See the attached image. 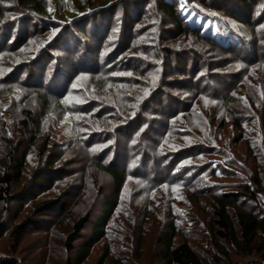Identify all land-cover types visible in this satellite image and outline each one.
Returning a JSON list of instances; mask_svg holds the SVG:
<instances>
[{
	"label": "trees",
	"instance_id": "trees-1",
	"mask_svg": "<svg viewBox=\"0 0 264 264\" xmlns=\"http://www.w3.org/2000/svg\"><path fill=\"white\" fill-rule=\"evenodd\" d=\"M154 1L151 12L142 15V22L155 20L158 27L168 24L172 29L152 32L153 27L143 28L142 33L148 35L142 38L149 45L139 46L135 45L140 40L135 35L137 24H129L131 0L116 3L126 6L123 12L128 20L121 33L118 31L116 42L114 32L120 26L112 24L118 16L117 5L111 0H102L97 7L93 3L94 8L86 14L83 12L90 1L82 6L67 3L62 19L56 16L60 0H0V100L18 88L23 91L24 105L16 132L9 134L0 120V149L6 153L0 160V203L9 205L21 200L22 208L28 200H37L46 188L64 184L59 197L32 207L30 217L36 212L35 217L42 216L41 212L48 209L55 215L67 212L74 216L76 201L82 200L84 192L96 195L95 188L101 192L97 173L108 175L115 185L113 192L103 198V213L95 221L92 238L77 251L74 242L90 224L93 208H84L74 222L64 243L68 253L75 251V259L69 264L84 263L91 249L103 240L106 227L119 209L122 188L129 180L145 183L151 189L173 184L186 191L197 190L193 195H207L205 189L194 185L201 179L190 177L187 171L179 174L175 169L202 154L208 155L211 149L201 142L184 143L180 154L170 161L165 139L168 135L189 139L195 135L188 125L181 124L180 128L175 121L194 111L198 100L219 101L225 107L231 105L230 112L238 111L243 100L235 95L240 92L244 76L251 73L250 67H241L242 73L233 75L238 78L232 81L218 72L219 68L234 62L264 66L259 55L264 51V0H233L231 8L207 5L206 0ZM222 14L241 24L248 37L235 26H230L231 32L234 37L238 34L239 41H223L206 31L205 23ZM159 37L163 41L158 42ZM178 40L191 41L190 50L174 49L170 43ZM38 41L42 45L36 50ZM46 80L49 88L43 85ZM136 85L139 90L134 89ZM51 116L57 121L49 120ZM61 118L68 121L67 143H60L57 155L51 153L44 158L42 171L25 183L33 149L40 145L44 157L57 147L50 138ZM236 118V125L241 127V118ZM260 120L264 131V107ZM151 129L153 135L149 137ZM70 164L77 167L69 171L66 168ZM40 183L41 188L29 194ZM259 193H264V181L254 177L246 192L209 194L211 242L221 258L215 259L218 264H230L232 257H255L251 259L254 263L264 262V213L238 207L242 198L258 204ZM26 224L27 220L21 222L15 231L17 244L24 238ZM165 231L157 254L161 264H206L187 239L176 242L180 233L175 225H168ZM109 256L106 246L96 264H106Z\"/></svg>",
	"mask_w": 264,
	"mask_h": 264
},
{
	"label": "rangeland",
	"instance_id": "rangeland-1",
	"mask_svg": "<svg viewBox=\"0 0 264 264\" xmlns=\"http://www.w3.org/2000/svg\"><path fill=\"white\" fill-rule=\"evenodd\" d=\"M60 1L62 2L61 9L56 13L58 19L59 17L62 19L67 3L82 6L85 5L86 1H90L91 5L89 4V7L83 12V14H86L90 9L94 8L91 7L93 3L97 7L102 0ZM122 1L124 0H111L115 4ZM131 1L129 3L131 5L128 6L132 13L129 24H137L135 35L140 39L135 45H149L142 38L144 35L145 37L148 35L146 32L142 33V29L147 26L153 27L152 32L157 29H162L164 32L167 31L166 29H172L168 24L166 26H164L165 24H160V27H158L159 22L155 20L142 22V15L151 12L154 0ZM232 1L206 0L207 5L215 4L227 6V8H231ZM125 9L126 6L124 4L116 7L118 18L117 21L114 19L112 24H117V27L119 25L120 28H115L114 42L118 40V31L121 33L120 29L123 24L128 23V20L124 17L125 12L123 11ZM200 9L204 10H201L202 12H206L203 7ZM139 10L140 13L138 14L137 11ZM240 25L222 14V16L215 18L213 21L208 20L205 23V29L210 33L216 34L223 41H239L238 34L234 37L231 27L235 26L234 29L246 35L244 31L247 32V30ZM153 35L155 36L154 33ZM160 37L157 39L158 42L163 41ZM190 43L192 44L191 41L178 40L170 43V45L174 49H178V51H183V49L186 51L190 50ZM41 45L42 41H38L35 45L36 50ZM260 52L259 55L264 59L263 49ZM219 58L221 57L219 56ZM222 64L224 65V63ZM250 65H252L251 62L244 64L234 62L229 67L218 69V72L223 73L222 75L226 78L228 76L229 80L232 81L238 78L233 75L237 76L242 73L241 67H250L249 71L251 73L247 77L244 76L243 82L239 85L240 92H236L235 95V97L238 95L237 97H241L240 99L243 100L238 104V111L230 112L229 108L232 106L229 105V108L225 107L223 106L224 103L219 101L198 100L194 111H192L195 115H191V112L178 117L175 121L180 128L182 127L181 124L188 125L195 135L190 136V139L188 137L182 138L177 135H168L165 139V145L169 148L168 153H171L170 161L180 154L178 152L180 148H183L185 144L188 145L191 141L196 144L199 142L204 143L206 147L211 149V153L208 155L204 156L202 154L198 159L189 160L175 169V171H179V174H182V171H187V175L190 177L194 176L197 179H201L198 185H194L205 189L204 191L207 195H193L197 190L186 191L179 185L173 184L151 189L145 183L129 180L122 188L119 198V209L106 227L105 237L91 249L89 257L82 264H96L106 246L110 250V256L106 264H161L157 260V254L160 250V239L166 232L168 225H175L180 233L176 242L180 243L187 239L200 258L206 261V264H218L215 259L221 258L215 252L214 245L211 242L213 237L209 220L212 217V209L210 207L212 199L209 194L242 193L243 191L246 192V187L252 186L254 177H259L264 181V131L261 128L260 120V112L264 107V66L258 63L255 66ZM59 82L60 80H57V83ZM47 83L48 81L46 80L43 84L45 88H49ZM56 85L55 83L54 86ZM132 87L134 88V86ZM134 89L139 90L137 85ZM22 96L23 91L17 88L7 98L0 100V120L3 121L9 134L13 130L16 132L15 127L19 119V112L24 107V105H21ZM113 96L115 100L116 96ZM247 98L250 99V103ZM236 116L240 117L243 122L241 127L236 125ZM56 119L52 118V116L49 118V120L54 121H57ZM60 120L57 122L56 128L53 129L52 138H50L52 139V145L58 148L50 149L44 157L39 151L40 145L33 149L28 159L29 170L27 171V181L25 183L31 182V179L36 177L35 174H39L42 171L41 166L44 163V158H47L51 153L57 155L60 143H67L65 130L68 129V121L63 120V118ZM152 131L153 129L148 133L149 137L153 135ZM169 139L174 141L172 142L174 145L169 142ZM175 141H182L183 144L181 146L176 145ZM24 142L23 148L27 146L28 139ZM5 155V151L3 152L1 148L0 160ZM61 164H58V167ZM75 167L77 166L70 164L66 169L70 171L75 169ZM55 176L58 175L55 174ZM96 176L101 192H98L97 188L93 189V191L98 193L96 194L98 196L84 192L82 200L76 201L74 216H68L67 212L62 215H55L51 209H48L41 212L43 213L42 216L35 217L36 212L35 214L33 213V217H30V212H33L32 207L45 199L50 200L54 199V197H59V193L65 189L64 184H62L63 186L58 184L50 190L46 188L36 198L37 200L30 199L31 197L28 198L30 200L27 201L26 205L23 204L22 208H20L21 200L18 203L12 202L9 205L0 203V224L2 226L0 229V264H69L74 261L75 251L82 247L84 241H89L93 236L95 221L103 213V198L114 190L115 185L111 177L104 173H97ZM92 183H95L93 179ZM41 186V183L39 185L36 184V188H31L29 194L39 190ZM72 193L74 192L72 191ZM25 197H28V194ZM257 197L259 200L258 204L242 198L238 201V207L252 210L256 214L264 213V193H259ZM88 207L93 208L91 222L82 231L81 237L74 242L75 251L68 253L64 246L66 237L71 233L74 222L84 212L83 209ZM25 220H27L28 224L23 229L24 238L20 244H17L15 231H17L20 223L25 222ZM253 258L241 259L232 257L233 260L230 264H256L251 260ZM259 264H264V262Z\"/></svg>",
	"mask_w": 264,
	"mask_h": 264
}]
</instances>
